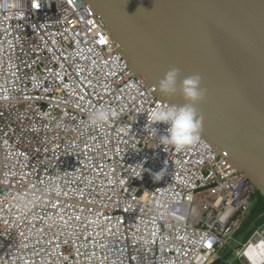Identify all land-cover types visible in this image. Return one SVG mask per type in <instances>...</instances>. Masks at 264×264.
I'll return each instance as SVG.
<instances>
[{"label": "built area", "instance_id": "1", "mask_svg": "<svg viewBox=\"0 0 264 264\" xmlns=\"http://www.w3.org/2000/svg\"><path fill=\"white\" fill-rule=\"evenodd\" d=\"M162 106L86 0H0V264H152L157 239L154 264L228 249L256 189L201 134L162 144ZM99 107L115 116L91 123ZM231 256L264 264V225Z\"/></svg>", "mask_w": 264, "mask_h": 264}, {"label": "water", "instance_id": "2", "mask_svg": "<svg viewBox=\"0 0 264 264\" xmlns=\"http://www.w3.org/2000/svg\"><path fill=\"white\" fill-rule=\"evenodd\" d=\"M86 2L131 70L163 101L186 102L179 92L159 91L168 70L179 69L180 79L200 75V133L264 197V0ZM242 242L235 239L213 264H225Z\"/></svg>", "mask_w": 264, "mask_h": 264}, {"label": "clouds", "instance_id": "3", "mask_svg": "<svg viewBox=\"0 0 264 264\" xmlns=\"http://www.w3.org/2000/svg\"><path fill=\"white\" fill-rule=\"evenodd\" d=\"M158 87L159 91L165 96H175L179 92L186 102L183 104H168V106L157 107L152 110L148 116V121L152 125L153 132L159 135L162 144H170L177 148H183L197 142L201 134V117L196 104L206 95V89L201 86L200 75L194 74L180 79V70L171 68L159 81ZM114 116L115 113L111 110L99 107L90 115L89 120L93 124H102ZM157 123L167 125L164 133L154 127V124ZM145 130L147 131V129ZM202 137L204 138L203 135Z\"/></svg>", "mask_w": 264, "mask_h": 264}, {"label": "trees", "instance_id": "4", "mask_svg": "<svg viewBox=\"0 0 264 264\" xmlns=\"http://www.w3.org/2000/svg\"><path fill=\"white\" fill-rule=\"evenodd\" d=\"M259 225H264V197L259 192H256L251 209L236 233V239L246 241Z\"/></svg>", "mask_w": 264, "mask_h": 264}, {"label": "bare ground", "instance_id": "5", "mask_svg": "<svg viewBox=\"0 0 264 264\" xmlns=\"http://www.w3.org/2000/svg\"><path fill=\"white\" fill-rule=\"evenodd\" d=\"M204 141H206V140L204 139ZM206 143L210 145V142H206ZM180 200H181V203L184 207L193 208L196 206V204L193 201L186 200V199H184V197H182ZM259 249L262 250V245H260Z\"/></svg>", "mask_w": 264, "mask_h": 264}, {"label": "rangeland", "instance_id": "6", "mask_svg": "<svg viewBox=\"0 0 264 264\" xmlns=\"http://www.w3.org/2000/svg\"><path fill=\"white\" fill-rule=\"evenodd\" d=\"M225 251H226V250L222 251V253H219L218 258L221 257V256L223 255V253H225ZM231 255H232V254H231ZM218 258H217V259H218ZM232 258H233V257L230 256L229 259L227 260V262H226L225 264L229 263V262L232 260ZM217 259H216V260H217ZM216 260L212 261L211 264H213Z\"/></svg>", "mask_w": 264, "mask_h": 264}]
</instances>
